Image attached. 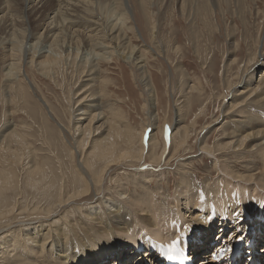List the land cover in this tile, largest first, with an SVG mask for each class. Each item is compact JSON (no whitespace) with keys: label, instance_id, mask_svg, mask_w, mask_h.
Returning <instances> with one entry per match:
<instances>
[{"label":"rangeland","instance_id":"1","mask_svg":"<svg viewBox=\"0 0 264 264\" xmlns=\"http://www.w3.org/2000/svg\"><path fill=\"white\" fill-rule=\"evenodd\" d=\"M87 1L89 2V7L93 3L95 4L90 7L92 10L95 9L93 13L100 10L102 15L107 13L105 10L107 11L112 5L114 6L113 0ZM107 1H109V4H107ZM79 4L82 5L84 3L78 2V0H0V16L2 17V19L0 17V62L3 60V54L4 59L9 58L10 52H8V48H10L11 43L7 40H10L8 34L12 29H15L17 33L20 30L23 31L22 38L25 39L23 44L25 54L21 57V63H19L16 69L19 73H16L15 77L5 75L7 68L5 65L8 62H5V64L3 62L0 63V172L8 171L10 166H13L16 174H19L17 176L19 182L17 183L14 198L17 200L21 196L20 198H24L25 203L30 206L35 204L36 199L41 198L39 193L43 192H41V188H31V185L27 184V182L33 180V178L28 179V176L30 178L31 175L28 171L35 166H40L47 158L51 162V167L53 163L57 165V167L53 165L55 172H63L60 185H63L64 193L72 192V188L76 186L79 188V182L75 179L76 183H73L70 178L72 176L76 177L73 165H71L72 159L74 160V164L77 163L76 167L79 168L82 165L80 155L73 153L74 155L72 156L69 150H75V141L78 139L75 137L76 134L72 128V120L74 118L72 110L77 100V93L83 88L79 86V83H81V80L85 76L82 67L78 64L84 59L79 56L80 60L77 58L76 61H72V58L69 57L66 63L60 64L61 67L54 68L52 75H47L36 64L29 63L28 59H30L31 51H28V45H26L36 42L35 44L38 49L40 45H46L43 50L48 51V45H50L53 37L60 31L57 38L59 37L64 40L63 45H66V41H69L71 36H75L72 41L76 37H80L81 30L85 32L83 27L86 25V28L89 29L90 21L95 20V17L94 15L86 16L84 13L79 12L80 15L84 16L83 18H72L77 14V11L74 10L79 9ZM124 4L128 12L131 13L129 14L131 18L128 19L127 26H133V30L125 31L124 46L132 48V50L134 49L133 52L136 54H143L142 62L148 71L147 73L150 76L154 89L155 106L152 107L148 93L142 90L138 82L140 73L135 69V64L124 62L119 58H113L111 62L99 63L100 69L98 75L100 79L105 78L108 81H105L107 85L105 84L104 93L107 96L101 99L102 108L105 109L107 116L113 112L115 115L114 119L119 122V125L122 128L132 130L135 134L140 133L145 122L148 123L149 121L151 124L154 121L155 125L150 130L151 133L155 134L156 140L155 138L154 140L157 147H153L155 144L147 147L146 155L142 158L144 161L142 159L129 163L123 161L110 166L104 174L102 188L98 194L95 188H93L92 183L90 184L87 181V190L77 193L75 199L72 201L73 206H70L71 204L69 203L67 206H60L56 210L60 209L57 212L59 213L58 217L64 218L69 225H73L75 230L79 231V236L84 237L86 234L90 235L92 232V230H88L92 225L90 220L92 213L89 212L93 211L92 206L95 204V201L98 204L100 200L105 201V206H109L110 212L116 208L117 204L118 206L123 205L130 211L129 216L133 221L132 231L135 229L140 233L145 232V227L140 223L143 221L137 222V219L133 218V215L139 214L148 218L152 216V212H156L152 202L149 205L147 202L145 204L144 200H141V197L146 192H150L152 200L154 199L153 202L155 201L156 205L159 204V207L172 206L171 210L174 222L175 219L182 222L179 232L175 233L172 230L168 232L171 236L164 235L163 231L160 237L163 239V242H167L171 240V237L173 240V238H178L179 235L184 234L187 236L186 230L190 229V233L197 231L194 222L202 215L203 217L206 215L197 208L194 210L198 213L197 215L189 216L190 211L186 212L184 210L181 205L184 203V198H176L178 196L177 191L182 187V185L180 186L181 180H189H187L186 186H189L190 180H193L195 182L193 187L202 191L204 187L212 190L214 182L220 180L223 176L222 172L218 169V165H214L216 162L215 156L202 152L198 139L203 133L202 128L210 125L208 127L210 131L206 132L204 137L207 144L215 146L216 143L220 144L226 141L220 135L221 124L229 125L230 129L234 128L233 125L236 124V122L232 123L228 121L223 123L222 121L225 119H222L221 113L224 106L230 101L229 92H231L233 84L241 76H248L252 63L262 61L260 56L264 55V0H124ZM57 10L59 11L57 12ZM61 12L65 15L69 13L73 15H67L69 18L74 19L73 22L75 24L73 28H70L69 25L66 26L67 23L62 21V18V22L57 24ZM108 18L110 20L113 19V17ZM50 22H52L51 25H49ZM152 26L154 31L151 29ZM46 27L51 29L47 35L51 37L43 40ZM74 28H78L77 31L73 32ZM82 52L84 53L86 50L83 49ZM26 53L28 54L26 55ZM253 56H255L253 61L251 63L248 62L249 57ZM260 70H255L254 79H258ZM190 84L194 86L190 88L191 92H187ZM193 89L197 90V93H192ZM6 91L8 92L6 93ZM239 99L241 100L240 97ZM225 101L226 103H224ZM205 104L204 116H201L204 118L198 120L186 145V151L183 152L181 150L173 155L178 139L177 136L174 137L177 129L174 123L175 111H179L180 113L182 128L188 127L187 125L190 124L192 114L198 112V109ZM245 110L253 112L254 109H247L246 107ZM148 113L155 115L156 120H152V117ZM243 113L237 112L235 114L242 115ZM235 119L238 118L236 117ZM11 120L12 122H10ZM214 120H217V123H212ZM58 123H61L65 129L70 123L72 125V127L70 125V128L66 129L67 131H63V140L59 136L60 131L56 125ZM161 126L164 128L163 138L166 143V151L163 155H161L163 143H161L159 136ZM12 127H15L16 131L22 135V142H18L12 136L7 137ZM6 144L7 146H5ZM8 146L11 148L7 149L6 147ZM70 155L72 156L71 158H69ZM231 156V154H224L223 158L219 160H233ZM60 159H63V161H60ZM152 159H154L153 164H150ZM247 159L249 160L250 158ZM63 163L64 165H62ZM133 166H139V168L137 167L138 171ZM45 167L47 166L45 165ZM258 168L262 170L261 167ZM238 172L241 173L242 171ZM140 173L141 175H139ZM148 173L150 174L148 175ZM84 178H89L86 172ZM147 178H150V182L145 181ZM234 184L237 187L233 186V188H236L237 191L244 186L237 182ZM50 189L53 191V188ZM11 190L7 189L8 192H11ZM259 194L264 198V193L259 192ZM243 201L241 199L238 200L240 204ZM141 202L143 207L144 205H148L149 207V212L146 215L145 212L147 211H142L139 206ZM101 206L103 205L101 204ZM221 209H226V211L231 210L229 204L222 205ZM100 210L101 213L109 211L105 207H100ZM166 210L169 209H160L158 212ZM250 213H253V216L250 217L252 224L248 225L247 228L253 227L256 220H261L264 223V202L261 203V206H257L256 204ZM84 217H89V220L88 218L83 219ZM212 221L213 224L209 226L207 234L202 239L205 243H209L207 235L212 233L213 229L214 232H217L219 229L221 230V227H218L222 223L219 211L216 213V217H212ZM230 224L232 225V223H228L227 221L226 226ZM87 225L89 226L85 227ZM161 225L163 226L164 223H161ZM244 226H246V222ZM261 228H264V226ZM233 229L234 227L222 229L221 237H218L219 239L216 237L217 235H212L218 241H221L222 239L230 238ZM119 232L115 233L117 241L120 238L124 242L131 239V232L128 234L122 231ZM261 235L260 233L256 237L258 245L255 244L254 250L257 255L264 254L263 250L259 249L264 246V238L262 241ZM102 238H104V244L109 246L112 243V240L109 242L107 237L104 236ZM190 247L191 249H196L198 242L193 241ZM207 247L209 250L207 249L208 252L206 251V253L214 251L210 248L212 245H207ZM122 249H119V252ZM124 249L126 250V256H128L127 253L131 249L132 251H136L134 247L130 249V246ZM144 249H137V252L141 254V252H144ZM231 249L228 253H231L230 251H233L235 248ZM139 253L135 254L138 255ZM130 257L135 258L136 255L133 254ZM130 257L129 259H131ZM109 258L106 257V261L103 264H112L113 260ZM129 259L123 263H119V260L118 264H128ZM200 259L201 257L191 262L196 264ZM203 262L215 264L216 260L214 257H211L205 259ZM86 264L89 263L86 262ZM259 264H264V258L260 259Z\"/></svg>","mask_w":264,"mask_h":264},{"label":"bare ground","instance_id":"2","mask_svg":"<svg viewBox=\"0 0 264 264\" xmlns=\"http://www.w3.org/2000/svg\"><path fill=\"white\" fill-rule=\"evenodd\" d=\"M78 2H82L84 4H79V9L74 10L77 11V14L72 18H83L84 16L80 15L79 12L84 13L86 16L94 15L95 17V20L90 21L89 29H87V26L85 25V27H83L85 32L81 30V38L76 37V39L72 41L75 36H71L70 40L66 41V45H63L64 40L59 37L57 38L58 34L61 32L60 31L58 34L56 33L57 35H55L51 40L50 45H48L49 47L47 48L48 51L43 50L46 45H40L38 49L35 44L36 42L32 43L31 45H26H28V51H31L30 59H28L29 63L36 64L38 67H40V70H42V72L47 75H52L54 68L60 66L61 63H66V60L69 57L72 58V61H76L77 58L80 60L79 56L84 59L80 62V64H78L80 67H82V71L84 72L85 76L84 79L81 80V83H79V86L83 88H81V90L77 93V100L72 110V114L74 116L72 120L73 127L70 123L71 127L73 128V132L76 134L75 137L78 139L75 141V150H69L70 148L68 149L72 156L76 153L80 155V162L82 165L79 166V168L76 167L77 163L74 164V160L72 159L71 165H73L76 177L72 176V178H70L72 179L71 181L73 183H76L75 179L77 182H79V188L73 185L75 187L72 188L73 191L67 193L65 192V194L63 185H60L61 178H63V172H55L53 169L54 163L51 167V162L49 159H44L45 162H43L40 166H35L33 169L28 171V173L31 174L30 178L28 176V179L33 178V180L31 182H27V184H30L31 188H41V192H43L39 193L41 198L36 199L35 204L30 206L25 203L24 198H20L21 196L18 197L17 200L14 198L17 189V183L19 182L17 177L19 174H16V172L13 170V166H10V169L8 170L9 172L6 170L0 172V264H86V262L89 264H103L106 261V257H110L109 259L113 260L112 264H118L119 260V263H123L133 254L136 255V257H130L131 259L128 260V264H193L191 261H194L199 257H201V259L198 260L196 264H208V262L203 261L211 257L215 258V264H259L260 259L264 258V254H255L254 247L255 244L258 245L256 237L260 233L262 234L261 238L263 241L264 228L261 227L264 226V223L261 220H256V223H254L255 225L253 227L247 228V226L252 224L250 218L253 216V213H250L252 209L256 204L257 206H261V203L264 202V198L259 194V192L264 193L263 54L260 56L262 61L258 63H252L248 76H241V78L233 84V88L231 92H229L230 101L228 104H224L225 106L222 110L221 116L222 119L225 120L222 122H236V124H234L235 126L233 125L234 128L232 129H230L229 125L227 124H221L220 135L222 138L226 139V141H223L220 144L216 143L215 146H210L207 144L204 137L205 133L210 131L208 129L210 125H206L204 128L201 127L203 129V133L198 139L200 150L204 153L210 155L213 154L215 156L216 162L214 165H218V169L220 172H222L223 176L220 180L214 182L212 185L214 188L212 190L208 189V187H204L202 191L193 187V185H195L193 180H190L189 186H186V183L189 181L188 179L181 180L180 186L182 185V187L177 191L178 196L176 198H184V203L181 204L184 210H186V212L190 211L189 216L197 215L198 213L194 211L197 208L200 210V212H203L206 215L204 217L202 215L197 219L196 222H194L197 231L190 233V229H185V232L188 233V235L185 236L183 234L178 236L181 242L177 245V253H169L167 248V245L172 241V237L171 240L163 242V239H161L160 235L163 234V231L164 235H170L168 233L170 230L175 233L179 232L182 222L178 219H175L174 222L173 212L171 210L172 206L159 207V204L156 205L157 203H155V201L153 202L154 199L152 200L150 192H146V194L143 196L141 195V200H144L143 202L145 204L147 202L149 205L150 202H152L153 208L156 210V212H152V216L150 217L146 216L148 218H145L144 215H133V218L135 217L137 222L143 221L140 223H142V226L145 227V232L139 233L135 229L132 231L131 228L133 221L129 216L130 211L127 210L126 207L123 205L118 206L117 204L116 208L113 210L111 209L112 212H110L108 209L109 206H105V201L102 200H100L99 204L95 201V204L92 206L93 211L89 212L92 213L90 215L92 225L88 228V230H92L90 235L86 234L84 237L79 236V231L75 230L73 225H69L64 218L58 217L59 213L57 212L60 209H56L60 206H67L69 203L71 204L70 206H73L72 201L75 199L77 193L87 190V181H89L90 184L92 183L93 188H95L98 194L102 188L101 186L104 174L110 166L123 161L129 163L142 159L144 155H146L148 146L155 144L153 147H157L155 142V134L151 133L150 130V128H153L155 125L154 121L151 122L150 119L151 124L149 121L148 123L145 122L140 133L135 134L132 132V130L122 128L119 125V122L114 119L115 115L113 112H108L109 116H107V114H105V109L102 108L103 105L101 99L104 96H107L104 93V88L105 84L107 85L106 82L108 81H106L105 78L100 79V76L98 75L100 69L99 63L111 62L113 58H119L124 62L135 64V69L140 73L138 82L142 87V90L148 93L149 101L152 107L155 106L154 89L150 80V76L147 73L148 71L145 69V65L142 62L143 54H136L133 52L134 49L132 50V48H127L124 46L125 31L133 30V26H127V22L129 21L128 19L131 18L129 14L131 13L128 12L127 7L124 4V0H113L114 6H108L110 8L107 9V11L105 10V12H107L105 15H102L100 10L99 12L93 13V10L95 9L92 10L90 8L92 5H95L93 2L90 7L89 2H86V0H78ZM107 4H109V1H107ZM58 11L59 10H57V12ZM62 12L59 14L60 18L59 21H57V24L59 22L65 21L67 23L66 26L69 25L70 28H73V25L75 24V22H73L74 19H71L67 16L71 14L69 13L65 15V10L64 13ZM108 17H113V19L110 20ZM51 23L52 22H50L49 25H51ZM57 24L55 23V25ZM77 29L73 30V32L77 31ZM151 29L154 31L153 26ZM50 30V28L46 27L43 40L51 37L47 36ZM23 34L24 32L21 30L17 33L15 29H12V31L8 34V38H10V40H7L8 38L6 39L7 41H10L9 43H11L10 48H8L10 55L7 54L9 58H7L8 56L6 55L7 59H4L5 57L3 54L2 62L3 64L8 62L7 65H5L7 66L5 75L8 77H15L19 73L16 69L19 66V63H21V57H23L25 54L23 46L25 39L22 38ZM40 36L38 37L40 38ZM83 49L86 50V52L83 53ZM43 52H45V54H43ZM27 54L28 53H26V55ZM254 57L255 56L249 57L248 62L251 63ZM255 70H260L258 79H254ZM97 83H99L100 86L99 84L97 85ZM193 86V84H190L189 90L187 92H191L190 88ZM7 92L8 91H6V93ZM192 93H197V90L193 89ZM238 99L239 101H237ZM224 103H226V101ZM205 106L206 104L204 106L202 105L198 109V112L193 113L190 124L187 125L188 127L185 126L183 128L180 124V113L179 111H175L174 123L177 129L174 137L177 136L178 139L176 142V148L173 151V155L177 154L181 150H183V152L186 151V145L190 140L198 120L204 118L201 116H204L203 113ZM246 107L247 109H254L253 112L245 110ZM237 112L240 114L242 112L244 113L242 115H237L235 114ZM148 115L152 117V120H156L155 115L152 113H148ZM236 117L238 119H235ZM216 121L217 120H214L212 123ZM10 122H12V120ZM56 125L60 131L59 136L63 140V131L67 128H70V125L66 129L61 123ZM15 127H12L9 130L7 137L12 136L14 139L18 140V142H22V135L16 131ZM206 129L208 130L205 131ZM163 134L164 128L161 126L159 130L160 140L161 143H163L161 155H163V153L166 151V143L164 141ZM5 146H7V144ZM6 148L8 149L11 147L8 146ZM224 154H231L233 160H223L224 162L219 160L223 158ZM71 155L69 158L72 157ZM247 158L250 159L248 160ZM153 160L154 159L150 161V164H153ZM60 161H63V159H60ZM217 162L218 164H216ZM45 165L47 167H45ZM59 165L61 166V164ZM62 165H64V163ZM257 166L261 167L262 170H260ZM55 167H57V165ZM133 167L136 169L137 167L139 168V166ZM238 171L242 172L239 173ZM85 172L89 176L88 179L84 178ZM149 174L150 173H148V175ZM139 175H141V173ZM144 175L146 174L144 173ZM149 180L150 178H147L145 181L150 182ZM233 182L240 183L244 186L242 188L238 187L239 189L237 191L236 188H233V186H236V184ZM50 188H53V191ZM7 189L12 190L11 192H8ZM48 189H50L52 192ZM253 194L254 196H252ZM176 198L175 200L177 202ZM239 199L244 201L240 204L238 202ZM101 204L103 206H101ZM224 204H229L231 210H222L221 206ZM139 206L141 207L142 211H147L145 212V215L149 212L148 205H144L143 207L141 202ZM177 206L179 205L177 204ZM100 207H105V209L109 211H104L101 213ZM160 209L169 210L158 212ZM218 211L220 213L222 222L218 227H221V230L219 229L217 232H214L213 229L212 233L207 235V239L209 241L207 244L202 239L207 234V229L209 226L213 224L212 217H216V213ZM85 218L86 217L83 219ZM87 218L89 220V217ZM227 221L228 223H232V225L230 224L226 226ZM245 222L246 226H244ZM161 223H164V225L162 226ZM88 226L89 225L85 227ZM231 227H234L233 231L231 232V237L229 236L230 238L228 239H222L221 241H218V237H221L220 234L222 229ZM119 231L127 234L131 232V239L124 242L123 239L120 238V240L117 241L115 233ZM212 234L217 235L216 237L218 239H216V237H214ZM104 236L107 237L109 242L112 240V243H110L111 245L109 244L108 246L107 244L103 243L104 238L102 237ZM181 237H183V239H181ZM193 241L198 242V247L196 249H191L190 247ZM207 245H212L210 248H212L214 251L206 253L208 249ZM127 246H130V249L131 247H134L136 251H132V248L127 253L128 256H126V250L124 248ZM121 248H123L121 251L123 255H121L122 253L119 252V249ZM142 248H145L144 252H141V254L137 252V249ZM231 248L235 249L230 251L231 253H228ZM259 249H262L264 252V246ZM135 253L139 254L137 255Z\"/></svg>","mask_w":264,"mask_h":264},{"label":"snow or ice","instance_id":"3","mask_svg":"<svg viewBox=\"0 0 264 264\" xmlns=\"http://www.w3.org/2000/svg\"><path fill=\"white\" fill-rule=\"evenodd\" d=\"M180 242L181 241L179 238L172 240L171 243L167 245L169 253H177L178 252L177 245Z\"/></svg>","mask_w":264,"mask_h":264}]
</instances>
